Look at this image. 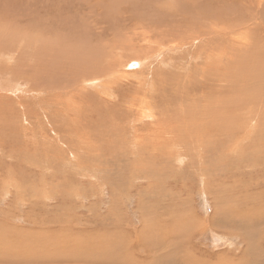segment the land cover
Masks as SVG:
<instances>
[{"label": "rangeland", "instance_id": "obj_1", "mask_svg": "<svg viewBox=\"0 0 264 264\" xmlns=\"http://www.w3.org/2000/svg\"><path fill=\"white\" fill-rule=\"evenodd\" d=\"M263 52L264 0H0V264H264ZM191 80L231 112L213 141L168 96Z\"/></svg>", "mask_w": 264, "mask_h": 264}, {"label": "bare ground", "instance_id": "obj_2", "mask_svg": "<svg viewBox=\"0 0 264 264\" xmlns=\"http://www.w3.org/2000/svg\"><path fill=\"white\" fill-rule=\"evenodd\" d=\"M203 13H205L206 14V16L207 15H209V16H213V14L212 13H210V12H206V11H202ZM209 16H207V18H209L210 20H212V18L211 17H209ZM210 20H209V22H210ZM212 23V22H211ZM207 28V27H206ZM205 28V29H206ZM209 28V27H208ZM208 28H207V30H208ZM232 28V27H231ZM210 31H211V28L209 29ZM208 33V32H207ZM261 38V37H260ZM230 39V38H229ZM254 39V38H253ZM248 40V39H247ZM253 42V41H252ZM254 43V42H253ZM246 45V44H245ZM244 45V46H245ZM248 45V44H247ZM256 45H259L258 44V42L256 43ZM241 46H243V45H241ZM249 46V45H248ZM255 46V45H254ZM10 47V46H9ZM251 47H252V45H251ZM3 48V47H2ZM105 48H107V47H105ZM108 48H110V47H108ZM245 48H247V47H245ZM249 48V47H248ZM260 48H263V47H260ZM58 49V48H57ZM102 49V48H101ZM184 49V48H183ZM188 49H190V48H188ZM187 49V50H188ZM208 52H209V55H211V48L208 46ZM252 49V48H251ZM259 49V48H258ZM71 50V49H70ZM103 50V49H102ZM112 50L113 49H107V53H105V55L106 56H110L111 54H112ZM231 50H233V48L231 49ZM242 50V49H241ZM240 50V51H241ZM261 50V49H260ZM233 51H235V50H233ZM239 51V50H238ZM254 51H256L257 52V50H254ZM253 51V52H254ZM262 51H263V49H262ZM103 52V51H102ZM172 52V51H171ZM175 52V51H174ZM230 52H232V51H230ZM200 53V52H199ZM233 53V52H232ZM239 53H242V52H239ZM244 53V52H243ZM94 54H95V57H94ZM196 51L195 52H192V53H190L187 57L188 58H184L183 60H186L187 62H185V64H188L189 65V67H187V72H186V76L190 73V74H193L194 72H197L198 73V75L199 74H201L202 76L204 75V77L206 76V74H208L207 76H209V77H211V78H213L214 79V81H216V79H215V71H216V61H215V58H213V57H211L210 58V56L209 57H207V59L206 60H202V62H198L197 64H201V63H205V67L203 68V67H196V65H193L192 64V60L194 59V57L196 56ZM248 54V53H247ZM257 54V53H256ZM258 54H260V53H258ZM263 54H264V52H263ZM44 55V54H43ZM74 55V54H73ZM78 55H80V57H81V59H80V61L82 62V64H85L86 65V62L87 61H89L88 62V64H90L89 66H87L88 67V69L86 68V72H88V73H90L92 76H98L96 79H94L93 80V82L91 83V84H87V85H90L91 87H92V85H94V87H101L103 90H98L97 92L98 93H103L104 92V94L105 93H109L111 90H110V88L107 86V85H109V79H108V81L106 82L105 80H104V78H106V76H107V74L106 73H108V72H110L111 70H112V66L110 65L107 69L105 68L106 66H105V63L108 61V59L105 61V62H103V63H99V62H101L102 60L99 58V57H97L96 56V53H95V51L94 50H92V49H88V50H85V51H80L79 50V53H78ZM172 55V54H171ZM231 55V54H230ZM234 55V54H233ZM236 55V54H235ZM243 55V54H242ZM245 55V54H244ZM244 55L242 56V57H244ZM52 57H53V55H51ZM232 56V55H231ZM249 56V55H248ZM253 56V55H252ZM254 56H255V54H254ZM72 57V56H71ZM107 57V58H108ZM168 57V56H167ZM198 57H199V54H198ZM233 57V56H232ZM231 57V58H232ZM250 57V56H249ZM260 57V56H259ZM262 57H263V55H262ZM247 58V57H246ZM106 59V58H105ZM172 59V58H171ZM199 59H200V57H199ZM232 59H236V58H232ZM243 59V58H242ZM260 59V58H259ZM10 60V59H9ZM174 60H175V58H173L171 61L174 63ZM241 60V59H240ZM243 60H246V59H243ZM249 60V59H248ZM258 60V59H257ZM262 60V62L264 61L263 59H261ZM237 61H238V65H239V68H240V70H241V72L243 73V75H246V72H245V69H246V62L245 63H243L242 61V63H239V58L237 57ZM237 61L235 62V64H237ZM252 61V60H251ZM96 62V63H95ZM227 62H229V61H227ZM159 63V62H158ZM169 63H170V59H168V61H167V64L166 65H169ZM258 63H260V62H258ZM250 64V63H249ZM253 64V63H252ZM252 64H251V66H252ZM256 64V63H255ZM255 64H254V66L251 68V66L249 67L250 69V71H251V74L252 75H256V72H257V70L255 69ZM264 64V63H263ZM165 65V66H166ZM202 65V64H201ZM77 66V65H76ZM135 66H137V64H134V65H132L131 67L133 68V67H135ZM198 66V65H197ZM202 66H204V65H202ZM258 66V65H257ZM12 67V66H11ZM259 67V66H258ZM83 68V67H82ZM81 68V69H82ZM92 68V69H91ZM15 69V68H14ZM22 69V68H21ZM217 69H220V68H217ZM224 69H226V68H224ZM237 69V68H236ZM259 69V71H260V68H258ZM178 70H180V69H178ZM178 70H176V71H178ZM227 70V69H226ZM230 70H232V68L230 69ZM248 70V72H247V74L248 75H250V71ZM182 71V70H181ZM233 71H235V70H233ZM85 72V73H86ZM240 72V73H241ZM164 73H166V72H164ZM178 73H180V72H178ZM239 73V74H240ZM260 73V72H259ZM259 73H258V75H259ZM84 74V73H83ZM170 74V73H169ZM182 76L183 77H185V71H182ZM261 74V73H260ZM6 75H8V74H6ZM5 75V76H6ZM45 74H43V76H44ZM177 75V74H176ZM237 75V74H236ZM240 75H242V74H240ZM242 75V76H243ZM39 76V75H38ZM109 76V75H108ZM154 74H152V75H150L149 77H150V79H152V80H154L155 78H154ZM157 76H159V75H157ZM164 76H166V75H164ZM12 77V76H11ZM159 77H161V76H159ZM230 77V73H229V71H228V73H227V80H228V78ZM244 77V76H243ZM243 77H242V79H239L240 80V83H241V80H243ZM3 78V77H2ZM41 78V76L39 77V79ZM169 78V77H168ZM240 78V77H239ZM250 78V77H249ZM206 79V77L204 78V79H202V80H205ZM213 79H212V81H213ZM158 80V79H157ZM160 80V79H159ZM250 80V79H249ZM155 81V80H154ZM206 81H207V79H206ZM158 82V81H157ZM157 82H155L156 83V85H158L157 84ZM160 82H163V83H165V79L163 80V81H161L160 80ZM194 82H199V81H196V80H191V81H189L188 82V84L187 85H185V84H183V83H180V84H182L181 86H179V87H172V85H171V87L172 88H174V89H171V87H170V89L172 90H170L173 94H168L170 91L167 89V91H169L168 93H167V91L165 90V88H164V85H163V89H164V91H165V94H168V96L169 97H171L172 98V100H174V98L175 97H177V96H182V97H184L185 98V100H188V99H190V96L191 95H188V92L187 91H193L192 93H194V91L196 92L197 90H199V89H201V87H197L195 84H194ZM254 82V81H253ZM2 83V82H1ZM82 83V82H81ZM174 83V82H173ZM242 83H243V81H242ZM246 83V82H245ZM247 83H249V81L247 82ZM6 84V83H5ZM54 84V83H53ZM113 84V83H112ZM117 84V83H116ZM81 85V84H80ZM155 84H153V86H151V88H150V90L151 91H153V90H155L156 88H157V86H156ZM243 85V84H242ZM6 86V85H5ZM36 86H38V85H36ZM216 85L215 84H211L210 86H208V87H206V88H209V90H213V89H215V88H213V87H215ZM76 87V86H75ZM78 87V86H77ZM162 87V86H161ZM166 87V86H165ZM245 88H246V86H244ZM250 87V86H249ZM51 88V87H50ZM79 88V87H78ZM83 89H85V88H88L87 86H86V83L84 82V84H83V87H82ZM160 88V87H159ZM239 88H240V86H239ZM13 89H14V87H13ZM30 89V88H29ZM56 88L54 87V90H55ZM162 89V88H161ZM248 89V88H247ZM239 90V89H238ZM11 91V90H10ZM12 92V91H11ZM37 92V91H36ZM41 92L43 93V96H44V94H45V92L46 91H44V90H41ZM40 92V93H41ZM49 94L50 93H52L51 91H47ZM212 91H210V93H211ZM7 93V92H6ZM58 93H59V91H58ZM70 93V92H69ZM152 94H153V92H151ZM151 93H149L148 91H145V96H147V95H151ZM209 93V92H208ZM214 93H215V91H214ZM9 94V93H8ZM13 94V93H12ZM33 94V93H32ZM35 94H37V93H35ZM74 94V92H72V90H71V93H70V95H71V97H74L75 96V94H74V96H72ZM191 94V93H190ZM5 95V94H4ZM142 95V94H141ZM155 95H156V93H155ZM194 95V94H193ZM211 95V94H210ZM237 95V94H236ZM239 95V94H238ZM6 96V95H5ZM30 96V95H29ZM42 96V97H43ZM64 96V95H63ZM62 97V96H61ZM193 97V96H192ZM229 97V96H228ZM180 98V97H179ZM15 99V98H14ZM182 99V98H181ZM195 99H197V96L195 97ZM225 99V98H224ZM233 99H235V98H233ZM12 100V99H11ZM177 100V99H176ZM183 100V99H182ZM191 100L192 99H190V103L188 104V106H187V110H185V108H186V103L185 102H183V104H181V107H184V112H182L184 115H185V119H187V118H192V119H194L195 121H193V122H191V123H194V125H190L189 127H191L189 130H191L192 129V131L191 132H189V137H191V138H193V139H195V140H197L198 142H200L199 141V139H200V137H201V141H203L204 139H206L207 140V137L208 138H210V141L212 140H215L218 136H220L219 135V133H221L222 131H220V130H222L223 128H222V126L219 124V122H218V117H217V115L218 116H220V118L222 119V121H223V125H227L229 122H225L224 120H228L229 118H230V111L229 110H227L228 112L227 113H222V114H220L219 113V111H217L218 109L216 108V107H214V106H210V104H208V106L207 105H203L201 108H198L197 110L198 111H196L195 110V108H196V106L194 105V104H192L191 103ZM140 101V100H139ZM145 103H147V101H146V99L145 100H143ZM212 101H213V99H212ZM228 98L226 97V100H224L223 101V103H224V105H225V107H227V109L231 106V104H228ZM234 101H236V99L234 100ZM16 103V102H15ZM137 102L136 101H134L133 102V104L135 105ZM195 103H197V102H195ZM211 104H212V102H211ZM69 105V104H68ZM213 105V104H212ZM138 108H139V106H138V104L136 105ZM43 107V106H42ZM133 107V106H132ZM224 107V108H225ZM47 108V107H46ZM223 108V110H226V109H224ZM1 109V108H0ZM139 109H144V108H139ZM181 110V109H180ZM2 111V110H1ZM179 111V110H178ZM140 112H142L143 114H142V116L144 117V116H148V117H150V119H153L152 117H151V112H149V110L146 112V111H140ZM181 112V111H180ZM179 112V113H180ZM137 113V112H136ZM47 115H48V112H47ZM208 115H210V116H208ZM231 115H233V114H231ZM178 116H180V115H178ZM189 116V117H188ZM203 118L202 120H199V121H197L196 119L197 118ZM181 118L182 117H178V119L179 120H181ZM138 119H141V118H138ZM177 121V120H176ZM225 123V124H224ZM230 125V124H229ZM187 127V129H188V126H185V128ZM227 126H225V128H226ZM172 128V127H171ZM195 128H201V136L200 135H197V134H195ZM224 128V129H225ZM230 128V127H229ZM166 129V128H165ZM187 129H185L186 131H188ZM179 130H181V129H179ZM229 130V129H228ZM171 132L172 130H170V127H168V129L165 131V133L166 132ZM184 131V130H183ZM227 131V130H226ZM182 140V139H181ZM159 144H161L160 142H159ZM201 145V144H200ZM179 160H181V159H179ZM175 203V202H174ZM178 229V228H177ZM177 229L176 228H173L172 230H173V234L174 235H176V236H178L176 233L177 232H179V231H177ZM180 229V228H179ZM170 232H168V234H169ZM96 241V240H95ZM175 241V240H174ZM166 242H167V240H166ZM166 242H164V243H166ZM171 242H173V241H170V243ZM164 243H163V245H164ZM168 243V242H167ZM94 246H97V245H94ZM2 249H4V248H2ZM7 249V248H6ZM8 250V249H7ZM24 251V250H23ZM17 255V254H16ZM22 255V254H21ZM21 257V256H20ZM23 257V256H22ZM53 257V256H52ZM56 258H57V256H56ZM59 258V257H58ZM17 259V258H16ZM19 259V258H18ZM63 259V258H62ZM60 260V259H59ZM18 261V260H17ZM20 261V260H19ZM75 262V261H74ZM9 263H12V262H9ZM5 264V263H4Z\"/></svg>", "mask_w": 264, "mask_h": 264}]
</instances>
